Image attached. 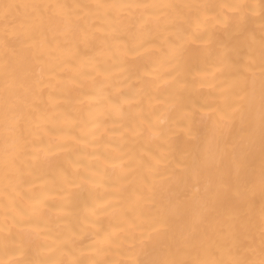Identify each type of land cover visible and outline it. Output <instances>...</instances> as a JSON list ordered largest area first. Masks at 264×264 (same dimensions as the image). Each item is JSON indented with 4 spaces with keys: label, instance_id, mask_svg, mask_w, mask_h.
I'll list each match as a JSON object with an SVG mask.
<instances>
[{
    "label": "bare ground",
    "instance_id": "6f19581e",
    "mask_svg": "<svg viewBox=\"0 0 264 264\" xmlns=\"http://www.w3.org/2000/svg\"><path fill=\"white\" fill-rule=\"evenodd\" d=\"M16 2L220 5L258 4L259 0ZM148 11L126 10L119 18L113 14L110 23L93 16L102 31L97 33V40L88 48L83 44H79V48L83 55L94 57V60L84 59L79 63L67 53L45 51L41 54L39 35L34 37L35 47H31L33 41L25 40L18 33L9 31L6 35L4 24L0 22V160L8 135L3 123L2 91L3 65L11 54L5 47L6 40L16 41L17 47L22 44L29 46L32 78L39 80L35 97L20 89L18 96L13 98L14 102L25 111L29 104L38 106L43 116L38 122L39 127L34 122L26 134L28 142L18 161L20 172L10 173L5 178L0 163V264L62 259H80L85 264L103 259L116 264L129 259L155 258L156 253L151 248L142 250L138 246L134 253H129L126 245L116 246L125 235L121 231L127 228L124 220L133 215L134 210L150 214V186L154 185V190L165 201L183 202L185 194L191 197L189 173L183 167H177L182 150L187 144L196 143L201 146L202 156L207 152L204 134L219 115L211 109H225L226 104L234 103L248 105V101H240L225 91L229 80L226 75L215 71L208 50L204 48L197 50L195 60L192 52H186L179 58L183 71L178 79L183 88L165 84L164 81L170 78V65L167 45L161 37L156 35L150 43L141 46L137 37L127 34L130 25L138 26L142 18H148ZM215 12L220 14L221 19L225 14H232L229 9L217 8ZM208 27L216 40H232L235 43L234 37L225 32L221 24L209 20ZM243 31L247 38L245 49H251L256 67L251 109L249 112L246 107L243 115L247 119L251 114L258 125L259 68L261 40L264 39V22L258 11L255 15L247 14ZM133 44L137 45L139 55L123 56L125 45L132 47ZM73 46L69 44L65 47ZM96 68L103 69L104 74L97 75ZM149 90H152L151 100L145 95ZM123 98H127L129 103L123 104L121 111H113L110 100ZM240 117L241 113H237L236 119L225 129L220 142L221 151L225 143L231 145L238 142ZM188 129L191 130L190 136L186 134ZM133 130L139 134L134 135ZM260 165L257 145L249 166V173L255 182L253 216L257 246L261 206ZM129 167L134 171L129 172ZM209 175L211 173L206 171L205 176ZM17 192L24 195L23 201ZM13 200L26 208L23 221L14 211H5ZM105 234L111 235L115 243L105 242ZM54 240H67L71 253L66 254L59 243H53Z\"/></svg>",
    "mask_w": 264,
    "mask_h": 264
},
{
    "label": "snow or ice",
    "instance_id": "6c2138e0",
    "mask_svg": "<svg viewBox=\"0 0 264 264\" xmlns=\"http://www.w3.org/2000/svg\"><path fill=\"white\" fill-rule=\"evenodd\" d=\"M229 9L232 14H225L223 19L215 10ZM95 10L94 12L90 10ZM143 9L148 11V18L141 19L138 26L130 25L127 34L139 39L140 45L150 43L159 35L167 45L169 61V79L165 84H176L183 88L178 77L183 68L180 57L186 52H192L195 60L199 48L208 50L212 65L216 72L227 76L229 96L244 104H226L225 109L214 108L218 118L211 128L204 134V142L208 145L207 152L201 155V146L196 143L187 144L182 150L177 167L188 171L191 184V197L183 202L165 201L163 196L150 186V214L134 210L133 215L126 218V229H121L125 235L120 238V247L126 245L129 253H134L139 246L142 250L151 248L155 258L129 259L116 264H264V39L261 40V57L259 68L260 115L257 125L254 117L249 114L247 119L243 113L250 112L251 98L255 93L256 67L251 49H245L246 36L243 23L247 14L255 15L257 11L264 22V0L258 4H146V3H98L95 5L61 3H29L16 0H0V22L4 24L5 34L9 31L18 33L25 40H32L31 47H35L34 37L40 36L39 48L41 54L45 51L67 53L78 63L84 59L90 61L94 57H87L80 51L79 44L88 48L97 40V33L102 29L96 19L111 22L113 14L119 18L126 10ZM211 14V15H210ZM209 20L221 24L224 31L235 39L218 41L208 27ZM193 24L196 25L195 29ZM73 47L66 48V45ZM213 45L215 47L213 48ZM6 49L11 54L3 65V123L8 135L5 137L2 163L5 178L10 173H19L18 161L25 151L26 134L35 122L43 118L38 106L27 105V110L20 109L14 102L19 90L37 94L39 80L32 78L29 64V46L17 47L16 41H5ZM136 44L132 47L125 45L123 56H136ZM97 75L104 74V70L96 68ZM22 74V75H21ZM149 90L145 95L151 100ZM27 100V95L25 96ZM129 103L127 98L110 100L113 111H121L122 106ZM140 103V101H137ZM18 112L20 114H18ZM241 113L239 140L231 145L225 143L224 150H220V142L225 135V129ZM23 125V128H22ZM151 127V123L148 122ZM133 134L139 132L133 130ZM191 135V130L186 131ZM195 139V137H192ZM260 155L259 187L261 194L260 218L258 226L259 245L257 246L256 224L254 222V193L255 182L249 173L251 160L257 151ZM185 161H189L185 164ZM226 161V163H225ZM159 161L157 160V164ZM215 170L212 172V170ZM134 168L129 167V172ZM211 173L205 176V172ZM203 180V193L201 181ZM17 196L24 200V195L17 192ZM11 210L23 221L26 218V208L16 201L10 202L6 213ZM8 218L7 215L5 217ZM15 221V217H13ZM147 233V235H145ZM48 239V237H45ZM105 242L115 243L109 234H105ZM59 243L66 254L71 253L67 247L68 241H53ZM98 251H103L99 249ZM30 264H85L80 259L68 260H36ZM87 264H114V262L91 260Z\"/></svg>",
    "mask_w": 264,
    "mask_h": 264
}]
</instances>
